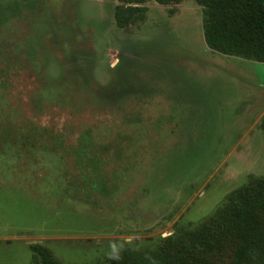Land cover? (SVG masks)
<instances>
[{
  "label": "rangeland",
  "instance_id": "obj_1",
  "mask_svg": "<svg viewBox=\"0 0 264 264\" xmlns=\"http://www.w3.org/2000/svg\"><path fill=\"white\" fill-rule=\"evenodd\" d=\"M4 1L23 3L0 25V264H33L31 241L100 264L264 176V63L209 49L193 0L127 27L118 0Z\"/></svg>",
  "mask_w": 264,
  "mask_h": 264
},
{
  "label": "trees",
  "instance_id": "obj_2",
  "mask_svg": "<svg viewBox=\"0 0 264 264\" xmlns=\"http://www.w3.org/2000/svg\"><path fill=\"white\" fill-rule=\"evenodd\" d=\"M118 1L115 22L127 27L144 19L147 7L143 4L148 1L164 5L183 0ZM193 1L201 6L203 38L209 49L264 63V0ZM0 2V25L20 17L22 1ZM260 129L264 134V114ZM89 145L91 141H85L82 157L98 164ZM99 174L94 177L100 178ZM152 245H124L100 264H264V176L251 177L229 192L214 212L196 225L178 226ZM28 248L33 264H65L42 243H30Z\"/></svg>",
  "mask_w": 264,
  "mask_h": 264
},
{
  "label": "water",
  "instance_id": "obj_3",
  "mask_svg": "<svg viewBox=\"0 0 264 264\" xmlns=\"http://www.w3.org/2000/svg\"><path fill=\"white\" fill-rule=\"evenodd\" d=\"M31 243H36V241H31Z\"/></svg>",
  "mask_w": 264,
  "mask_h": 264
}]
</instances>
